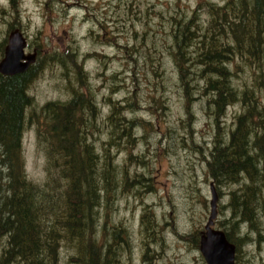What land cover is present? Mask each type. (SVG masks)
<instances>
[{
	"label": "trees",
	"instance_id": "obj_1",
	"mask_svg": "<svg viewBox=\"0 0 264 264\" xmlns=\"http://www.w3.org/2000/svg\"><path fill=\"white\" fill-rule=\"evenodd\" d=\"M128 10V14L136 15ZM204 13L203 20L200 11H175L168 16L172 25L169 31L163 22L165 29L159 36L158 30L146 27L140 42L121 44L115 36L110 40L101 36L100 43H113L123 55L127 78L121 80L123 85L127 81L132 85L127 97L114 100L111 94L118 90V73L111 71V98H104L102 107L86 83L88 71L84 67L88 57H104L96 50L83 56L69 46L62 52H43L24 72L0 74V264H114L115 258L110 255L115 253L110 248L116 249L121 230L108 245V226L105 218L101 221L100 212L109 207L118 192L140 185L141 181L134 178L142 175L131 176L128 169L133 163L144 165L145 161L144 155L134 159L129 154L127 163L120 165L112 150L133 144L137 125L148 127L136 116H128L140 106L142 91L149 93L147 108H165L162 93L156 94L167 79H175L179 93L187 99L180 125L189 128L190 137L194 131L190 123L196 120L192 103L199 97L214 126L206 171L218 197L225 193L223 188L227 189L229 212L218 226L235 244L236 252L242 242L261 231L264 0H225L220 5L206 2ZM13 14L17 17L19 8H14ZM13 29L20 30L19 23H10L8 30ZM134 36L141 37L136 32ZM166 58L171 67L170 76L165 78ZM52 63L61 65L66 79L71 75L70 66L76 85L84 88L68 84L64 90L70 92V98L34 104L29 87L40 70ZM139 78L155 81H150L146 90L139 85ZM229 107L235 110L233 120L226 124ZM101 122L109 137L97 150ZM28 129L33 130L36 149L44 157L40 180L30 179L26 171L22 140ZM157 227L159 222L152 210L145 208L140 215V231L152 237L154 244L158 243ZM199 237L196 230L192 241L196 249Z\"/></svg>",
	"mask_w": 264,
	"mask_h": 264
},
{
	"label": "rangeland",
	"instance_id": "obj_2",
	"mask_svg": "<svg viewBox=\"0 0 264 264\" xmlns=\"http://www.w3.org/2000/svg\"><path fill=\"white\" fill-rule=\"evenodd\" d=\"M223 1L225 0H14L10 3L9 0H0V59L7 42L9 24L14 22L19 23L20 31L27 40L25 53L35 50L36 60L40 59L39 54L43 52L46 55L52 51L62 52L67 46L76 49L81 56L99 51L104 57H88L84 61V67L88 71L86 83L94 93L96 103L102 107L104 98L110 97L108 90L113 85L109 78L111 71L118 73L115 83L118 90L111 94L114 100L127 97V90H131L132 85L130 81L123 85L121 80L123 77L127 78L123 55L113 43L110 46L100 43L101 36L104 35L109 40L115 36L121 44L136 40L140 42L146 27L158 30L159 36L165 29L161 25L163 22L169 31L172 25L168 16L175 11L182 10L186 14L200 11V17L204 20V3L220 5ZM14 8H19L20 14L17 17L13 14ZM128 8L136 15L128 14ZM135 32L136 36L139 34L141 37L134 39ZM154 39L158 41V37ZM170 67L166 58L165 78L170 76ZM69 68V79L63 76V68L57 63L46 64L40 70L29 87L34 104L41 106L48 101H64L70 98V92L64 90L68 84L84 88L80 84L76 85L73 69L70 66ZM150 81L155 80L138 79L139 85L146 90L151 86ZM163 84V90H158L156 96L162 93L165 108H147L149 93L145 95L142 91L140 106L135 114L129 113L128 116H136L148 123V127L137 125L134 129V143L120 150H112L115 162L120 165L127 163L129 154L134 159L144 155L145 161L144 165L133 163L128 169L131 176L142 175L134 178L141 181L140 185H134L129 191L118 192L114 200L109 202V207H104L100 212L101 221L105 218L108 226V245L113 244L114 234L121 230L122 237L120 239L117 236L116 240L120 241L116 249L110 248L111 253H115L110 255L111 259L115 258L114 264H206L199 245L196 249L192 241L196 230L204 229L210 212L212 180L206 168L215 129L205 113V102L199 97L192 103L196 120L190 123L194 130L190 137L189 128L180 125L185 119L183 104L187 103V99L179 93L175 79H167ZM234 110L235 108H228L226 124L233 120ZM101 127L102 133L97 137V150L101 149L102 141L109 137L108 129L102 122ZM154 127L156 131L153 130ZM22 145L29 178L40 180L43 177L44 157L36 149V138L32 129L24 132ZM222 190L225 193L218 197L217 217L214 222V228L218 229H221L218 221L229 215L227 189ZM219 206L223 209L220 210ZM145 208L152 210L159 222V229L156 228V244L152 242V237L145 236L140 231V215ZM258 227L261 229L263 224ZM250 228L257 230L255 226ZM160 229L161 235L158 234ZM250 238L241 243V249L235 255V264H264V243L260 248Z\"/></svg>",
	"mask_w": 264,
	"mask_h": 264
},
{
	"label": "water",
	"instance_id": "obj_3",
	"mask_svg": "<svg viewBox=\"0 0 264 264\" xmlns=\"http://www.w3.org/2000/svg\"><path fill=\"white\" fill-rule=\"evenodd\" d=\"M26 39L19 29L9 32L4 47L3 57L0 59V73L14 75L24 72L35 59V52L26 54ZM211 199L210 212L204 229L200 232L199 251L206 264H235V244L228 240L222 229L214 228L217 217L218 195L213 183H210Z\"/></svg>",
	"mask_w": 264,
	"mask_h": 264
},
{
	"label": "flooded vegetation",
	"instance_id": "obj_4",
	"mask_svg": "<svg viewBox=\"0 0 264 264\" xmlns=\"http://www.w3.org/2000/svg\"><path fill=\"white\" fill-rule=\"evenodd\" d=\"M36 59H37V56H36ZM36 59H35V61L33 62V63H31L28 67H27V69L28 68H30L32 65H35V62H36ZM26 69V70H27ZM261 214V219H260V225H262L263 224V227L261 228V231L260 232H254L253 234H252V236H253V238H250V240H253V241H255V242H257V244L259 245V247L264 243V213L262 214V213H260ZM239 235V234H238ZM121 237L122 236H120L119 235V238L121 239ZM261 248V247H260Z\"/></svg>",
	"mask_w": 264,
	"mask_h": 264
}]
</instances>
